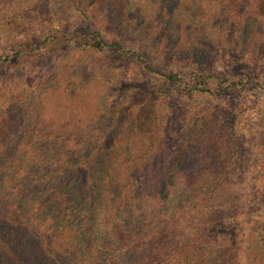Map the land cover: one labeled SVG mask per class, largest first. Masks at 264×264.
I'll return each instance as SVG.
<instances>
[{"label": "trees", "instance_id": "1", "mask_svg": "<svg viewBox=\"0 0 264 264\" xmlns=\"http://www.w3.org/2000/svg\"><path fill=\"white\" fill-rule=\"evenodd\" d=\"M64 1L69 7L75 4ZM163 1L166 10L176 5L171 12L183 16L187 28L179 36L186 37L184 49L194 52V58L208 51L206 46L229 54L235 49L244 56L264 46V0H219L220 5L214 6L217 13L207 14L202 4L211 0H179L168 7ZM43 2L0 0V14L13 13L7 26L0 23L2 32H7L0 70L13 59L35 58L52 50L123 51L104 41L93 29L94 22L86 31L45 29L27 31L20 38L9 34ZM76 10L86 18L81 7ZM216 14L219 25L211 27ZM147 28L157 30L152 24ZM142 55L130 58L161 77L163 85L156 89L160 98H215L264 78L260 66H248L244 76L231 79L214 70L188 65L180 69L176 61L166 63L156 51ZM62 86L7 97L26 108L22 122L9 120L0 94V264H215L218 253L243 242L239 220L246 216L251 218L247 224L264 223V208L252 200L263 197L256 183L264 178L260 152L264 140L257 135L244 139L248 129L242 128L238 138L236 127L226 133V121L220 130L213 115L198 126H177L158 116V97L112 137L109 133L120 123L118 110L127 94H121L115 109L82 129L61 122L54 127L43 119L44 104L49 94L60 97L57 88ZM65 92L76 94L71 88ZM64 108L57 104L47 113ZM48 128L57 135L40 132ZM73 130L82 131V137L72 136ZM215 157L229 166L218 169ZM231 159L249 165L238 172ZM257 236L245 244L263 246Z\"/></svg>", "mask_w": 264, "mask_h": 264}, {"label": "rangeland", "instance_id": "2", "mask_svg": "<svg viewBox=\"0 0 264 264\" xmlns=\"http://www.w3.org/2000/svg\"><path fill=\"white\" fill-rule=\"evenodd\" d=\"M42 1L44 2L38 5V11L28 12L27 20L18 21V24L10 29L9 34L20 38L27 31L40 32L45 29L63 28L86 31L89 24L94 22L93 29L99 31L104 41L121 46L123 51H117L115 47L106 48L104 52L90 49L52 50L43 52L35 58L13 59L0 70V94L4 95L2 104L5 113L9 120L14 122L16 118L21 122L25 120L27 110L25 111L26 108L19 102L7 98L12 95L36 94L44 88L63 85L57 88L60 97L50 94L47 96V102L44 104V108H47L45 114L47 116L43 119L47 122L52 121L54 127L59 126L61 122L69 123L70 127L77 126L82 129L83 125L96 122L97 116L105 115L107 111H112V108L115 109V103L121 94H127V102L119 106L118 110L117 118L120 123L109 133L113 137L118 134L120 127L122 131L127 128V123L134 121V117L142 107L153 103V100L159 97L156 89L159 85H163L161 77L146 72L139 62L130 58L135 54L143 56L142 53L148 50L156 51L166 63L170 64L171 60L176 61L180 69H185L186 67L183 66L188 65L192 68L214 70L218 75L229 76L231 79L244 76L248 66H260L261 72H264V46L257 53L247 52L246 56L238 55L239 52L235 49L234 53L229 54L219 48L213 52L211 46H206L208 51L197 54L196 58L191 56L194 52L189 54L184 49L187 45L186 37L179 36V32L183 34L184 28H187L183 24V16L171 12L176 5L166 10L163 0H126L125 2L124 0H74L75 4H72V7H69V3L64 0L61 3L57 0ZM178 1L166 0L165 2L168 3V7L171 2ZM219 5V0L202 4L206 14L217 13L218 10L214 6ZM76 7H81L86 18L83 19ZM193 13L196 14V10ZM12 15V12L6 16L0 14V23L2 20L7 26L8 18ZM165 15L169 17H163ZM217 16V14L213 16L214 23L211 27L219 25ZM163 19H166L165 24ZM151 24L157 30L148 29L147 25ZM193 26L199 25L193 24ZM203 28L204 25H201V30ZM3 30L5 29H0V59L7 51L5 50L7 32H2ZM201 30L195 29L196 32ZM187 32L185 30L184 35ZM255 43L262 44L252 42V44ZM155 67L156 64L153 63L152 68ZM262 78L246 88L230 91V95L215 98L192 99V97L169 96L166 99L159 97L156 102V111L160 118L166 116L177 126H184L186 123L189 126L193 124L198 126L209 115H213L220 122V130L223 128L222 121H226L228 127L226 133L233 132L232 128L236 127L239 138L240 130L246 128L248 133L244 139H254L257 135L259 141L264 140V82ZM70 88L76 92L75 95L71 96L72 93L65 92ZM57 104L64 105V110L59 112L56 109L54 110L56 114H48ZM44 108L42 111H45ZM22 113H24L23 117H21ZM40 132L51 133L52 137L57 135L54 128ZM128 133L125 132L124 135H129ZM71 134L82 137L83 132L73 130ZM219 134L222 133L219 132ZM242 148L251 154L249 147L244 145ZM260 152L263 154L261 158H264V149ZM213 162L218 169L229 166L221 158L215 157ZM230 163L238 172L249 165L237 159H231ZM256 184L262 189L259 194L263 197L259 196L252 200L258 204L257 207L261 205L262 209L264 208V178ZM239 221L241 231L238 232L242 233L240 239L243 242L238 247H230L227 252L218 253L215 264H264V223L257 226L251 225V218L247 219L246 216ZM249 221L250 223L247 224ZM256 234L259 236H257L258 240L262 239L263 246H247L245 240L254 238Z\"/></svg>", "mask_w": 264, "mask_h": 264}]
</instances>
